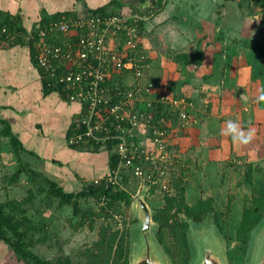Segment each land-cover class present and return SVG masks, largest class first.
I'll return each mask as SVG.
<instances>
[{
	"label": "crops",
	"instance_id": "1",
	"mask_svg": "<svg viewBox=\"0 0 264 264\" xmlns=\"http://www.w3.org/2000/svg\"><path fill=\"white\" fill-rule=\"evenodd\" d=\"M263 3L264 0H166L164 7L142 29L141 48L147 47L149 57H154L151 64L157 68L152 76L146 73L145 82L152 83L158 93L187 99L190 116L181 129L185 130L181 145L187 150L186 142L192 144L188 153L195 152L198 160H205V165L208 159L224 156H237L248 165L264 160V101L258 99L264 94V53L254 48L256 43H264ZM134 5L136 13L148 15V8L154 4L152 0L146 3L139 0H0V14L2 20L9 16L18 18L31 31L44 19L57 14L67 17L84 16L88 12L103 17L117 14L129 21L136 14ZM197 51L203 57L200 65L177 60V54L195 55ZM154 53L162 57L158 67ZM44 90L41 72L33 62L28 45L0 47V118L6 121L4 125L8 123L12 127L25 147L16 152L9 137H4L2 141L7 140V149L4 151L0 144L2 159L6 155L18 161L23 159L25 164L20 167L37 171L44 180L48 178L68 192L83 185V181L109 177V156L115 152L108 147L112 141L100 145V149L94 144L79 148L71 145L69 138L73 133L70 131L73 127L72 132L76 130L75 124L84 116V107L66 102L57 92L45 94ZM230 120L245 132L254 129L252 141L233 142L231 135L222 132ZM150 142L144 140V144ZM38 179L29 177L27 183L33 187L38 184L39 191L47 192L49 187ZM15 197L10 199L25 198ZM0 199L9 198L2 199L0 192ZM40 202L39 199L36 204L33 201L28 205L27 215L37 228L28 239H32L31 249L45 258L47 240L50 235L60 238L61 228L55 223L62 220L57 215L56 218L42 216V210L37 208ZM0 264L31 263L0 239Z\"/></svg>",
	"mask_w": 264,
	"mask_h": 264
},
{
	"label": "built area",
	"instance_id": "2",
	"mask_svg": "<svg viewBox=\"0 0 264 264\" xmlns=\"http://www.w3.org/2000/svg\"><path fill=\"white\" fill-rule=\"evenodd\" d=\"M152 15L136 16L135 20H146ZM140 37L138 26L126 17L117 14L103 17L93 12L84 16H63L48 24H40L26 37L35 48L39 66L46 73L55 81H66L72 88L78 86V91L69 96L71 102L88 106L87 112L76 123L70 143L84 145L93 141L104 145L117 140L115 149L121 160L114 176L108 179L111 183H118V175L123 171L154 183L167 174V165L160 163H168L170 159L162 151L168 131L163 124L156 126L155 120L151 123L153 117L143 114L139 104L150 107L154 102H160L170 112L179 113L184 122L189 119L186 98L171 99L165 93H158L152 83L145 82L144 57L137 54ZM62 67L66 71L58 73ZM123 68L133 70L127 76L131 88L113 103L115 96L111 95V85L105 83L114 72ZM145 139L157 149H147ZM136 140H139L138 146ZM147 162H153L158 169L149 167ZM162 186L173 191L169 183ZM114 218L120 220L117 214Z\"/></svg>",
	"mask_w": 264,
	"mask_h": 264
},
{
	"label": "trees",
	"instance_id": "3",
	"mask_svg": "<svg viewBox=\"0 0 264 264\" xmlns=\"http://www.w3.org/2000/svg\"><path fill=\"white\" fill-rule=\"evenodd\" d=\"M132 1V0H131ZM141 3H146L147 0H139ZM153 1V9L149 10V14L152 13L154 16L159 12L165 5L166 0H152ZM120 3L117 2V4ZM135 6V5H134ZM264 10V3L262 4ZM102 10V8H101ZM103 12V11H102ZM136 13V6L133 10ZM148 14V15H149ZM264 14V11H263ZM2 14H0V47H12L14 45H28L31 49V53L33 56V62L39 68L43 84L45 87V94L57 92L63 100L69 103H78L71 102L69 96L78 91V86L76 88H72L70 84L66 81H55V78H52L48 73H46L38 64L36 59L35 48L33 45L27 42V35L29 31L25 29L18 18L16 17H6L7 19L2 20ZM136 16H146L144 12L136 13L134 16L129 18V21L138 26L140 35L142 32L145 23L149 21L146 20H135ZM62 14L54 15L53 17L46 18L43 20L41 24H48L54 20H58L62 18ZM73 17V16H72ZM6 28L5 31L3 29ZM78 39V36L75 38ZM255 50H259L264 53V43H256L254 46ZM199 51L195 55H189L187 53L177 54V60L185 62L186 64H201L202 63V55H199ZM199 55V56H198ZM201 56V57H200ZM145 60L143 64H146ZM62 70L66 71V68H61L59 72ZM133 70L122 69L120 71L114 72L113 76L109 77V81L105 83V85H111V95L115 96L113 98V103L117 102L119 98L128 93L131 88L130 83L127 81V76ZM146 72V70H145ZM117 88V89H116ZM83 105L84 113L87 112L88 106L82 103H78ZM140 111L147 115L152 116L153 119L150 120L151 123L155 120L156 126L164 125V129H166L167 137L171 138L176 136V130H173L172 134H170L171 129L176 126L171 123L172 118L175 117L177 122L183 125L184 120L176 111L170 112L166 105L160 102H154L152 106L144 105L143 103L138 105ZM166 108V109H165ZM189 115V111L187 112ZM190 116V115H189ZM82 119V118H81ZM80 119V120H81ZM2 118H0V144L4 137H9L10 143L15 148L16 152H20L24 150L22 141L12 130V127ZM76 126V124H75ZM74 129V127H73ZM73 129L70 133L74 134ZM83 129V128H82ZM147 129V128H146ZM73 136V135H72ZM70 139V138H69ZM89 146H92L93 141H91ZM109 143V142H108ZM117 140L113 143H109V149L113 154L109 156V165L111 170V176H114V173L118 170L120 164V156L117 150L114 148ZM74 147L79 148L82 146L79 143H70ZM136 144L138 146L139 140H136ZM97 149H100L99 144H94ZM252 166L250 165L247 170V178L246 182L254 184L252 179ZM19 172H26L30 178L43 177L41 174H38L37 171L27 168L26 166H21L18 170ZM109 177H104L97 180L83 181V188L76 191H66L64 188L58 183L51 181L48 178H45L46 182L49 183V188L47 193L49 196L56 197L59 200V205L61 207L70 205L74 209V214L76 216H80L79 226H84V219L86 216L82 210V207L79 203V200L82 198H94L97 202L103 206L102 208L105 211H109L108 209L123 203L127 207H130L131 202L133 200L132 194H130L126 188H120L118 183H111L108 181ZM128 183V177L124 178V184ZM150 185V190L153 191V188ZM1 189V186H0ZM176 193L168 194L165 196V205L159 208L154 209V221L159 224V230L157 232V237L164 246L166 252L169 254L173 263L176 261V253L174 250L168 247L165 242V231L168 229L172 235L176 238L179 254L182 257V264H187L191 259L190 247L187 239V229L189 226V221L194 220L197 222H202L210 212H215L216 224L221 229L224 237L228 241V237L224 231L222 220L220 215H218L214 205L213 198H202L200 197L195 203L191 204L187 201L186 198V189L183 185V181L180 180L176 184ZM37 197V194L31 190L30 194L22 200L18 199H0V239L5 240L9 243L15 252L19 255L20 258L25 259L31 264H74L73 258L68 254H61L56 259H47L39 254L35 253L31 249L32 239H28L30 233L35 231L36 224L33 222L31 218L28 217V205H30L34 199ZM88 217L97 215L93 210H89ZM264 217V181L260 182L258 185L254 186V193L250 200V203L245 205L242 213V219L240 221L239 228L237 230L236 239L240 241L241 245L237 251L228 250V256L231 260V263L238 262L241 264L245 257L246 252V244L251 234L252 230L259 224L261 219ZM120 226H118V230H113L110 225L103 226L100 232V239L95 245V249L89 248L85 250V252H81L79 256L84 257L86 259L85 263L81 258L78 261V264H113L116 262L117 264H129V255H130V243H129V229L121 230ZM126 229V228H125Z\"/></svg>",
	"mask_w": 264,
	"mask_h": 264
},
{
	"label": "rangeland",
	"instance_id": "4",
	"mask_svg": "<svg viewBox=\"0 0 264 264\" xmlns=\"http://www.w3.org/2000/svg\"><path fill=\"white\" fill-rule=\"evenodd\" d=\"M154 16H152V18ZM141 46L142 41L140 37V46L139 50H137V54L139 56H143L145 62H147L145 64L147 76H152L155 74L154 70L157 69L151 64V62L154 61V57H149L150 53L149 50H147V47L141 48ZM154 54L153 55L158 61V67V63L162 61V57L156 53ZM166 90L169 91L167 88ZM171 118V123L176 127L171 129L170 134H172L173 130H176L177 128L178 135L177 138L176 136L171 138L169 137L162 149L163 153L167 157H170L168 163H160L162 165H167V174L162 177L159 182L154 183L148 178L146 179L145 177H136L130 171H123L118 175V184L120 185V188H123L124 186L126 190L132 194L133 200L138 198V196L142 193L144 186H149V192L146 200L152 209L165 205V196L176 193V184L180 180L183 181V185L186 189V198L189 203H195L200 197L213 198V205L218 215H220L224 231L229 239L228 241L226 240L227 248L228 250L235 252L240 248L241 245L240 241L236 239V234L242 219L243 209L245 205L250 203L254 193V186L264 181V160L257 165H248L240 162L241 160L237 156L234 158L231 156H224V158L217 160L208 159L207 164L205 165V163H203L205 160H203V162L198 160L195 152H192L191 150L188 153V147L190 143L186 142L188 145L187 150L182 147V141L184 142L185 139V136H182V134L185 130H181L183 125L180 124L179 121L177 122L175 117ZM6 141L7 140L5 139L1 143V148L4 151L7 149V146H5L7 145ZM191 145L192 144H190V146ZM145 147L147 149H157L155 144H152L151 142L148 145L145 144ZM221 148L223 149V144ZM6 157L7 158L3 160L2 156H0V185L2 186L0 192L2 194V199L15 196L26 197L30 194L29 189L33 188V191L37 194V197L34 199V204L39 202V199L41 200V205L37 206L38 209L42 210L40 214L42 216H44V214L52 217L54 216L55 218L57 215L62 220L61 222L56 220L55 223L57 228H61V239L59 238V235L57 237L50 235L47 240V244L51 249H49L47 247L48 245H46L48 252L46 253L45 250V258L50 257V259L54 260L61 254H68L73 258L74 264H78V261H80L81 258L83 259L82 263H85L86 259L82 256L80 257L79 254L83 251L85 252V250L89 248L95 249V245L100 239V232L103 226L110 225L113 230H118L117 228L121 224V230H131V226L136 221L131 205L130 207H127L123 203H120L109 208V211H105L102 208L103 206H101V204L94 198H82L79 200V203L86 218L84 219L85 225L79 226V222L81 220L80 216H76L74 214V209L72 206L66 205L61 207L59 205V200L56 197L49 196L46 191H39L38 184L34 187L33 184H28L27 179L29 176L27 174L17 173L19 172L18 168H20V165L25 164V160L21 159L18 161L15 158L13 159L11 155H6ZM195 157L197 158L194 161ZM147 163L149 167L153 168L154 170L158 169V166H155L153 162ZM250 165L253 168L252 179L254 184L246 182L247 170ZM21 174H23V176H21ZM126 176L128 177V183L125 185L124 178ZM38 178H40L38 180H40V183L43 186L49 187V183L45 182L44 177ZM165 183H169L171 187H173V191L169 192L167 189H165L162 186V184ZM149 184H151V186L153 185V191L150 190ZM82 188L83 185H78L74 188V191L80 190ZM89 210H93L95 213H97V215H94V217H88L87 214ZM111 211H113V213H111ZM114 214L120 216V220L115 219ZM203 221L213 222L216 225L215 212H210ZM129 234V243L131 246L130 231ZM164 237L168 247L174 250L176 253L175 264H182V257L179 254L176 238L168 229H166ZM67 243L69 246L65 248ZM162 247L165 249L163 245ZM229 261L231 262L230 259ZM171 263L174 264L172 259ZM113 264L117 263L114 262ZM187 264H189V262ZM233 264L239 263L234 262Z\"/></svg>",
	"mask_w": 264,
	"mask_h": 264
},
{
	"label": "water",
	"instance_id": "5",
	"mask_svg": "<svg viewBox=\"0 0 264 264\" xmlns=\"http://www.w3.org/2000/svg\"><path fill=\"white\" fill-rule=\"evenodd\" d=\"M148 192L149 186H144L138 198L131 202L136 221L130 230L129 264H172L157 237L159 224L154 221V209L146 200ZM187 239L191 253L189 264H233L228 258L226 238L217 224L190 220ZM246 247L242 264H264V217L252 230Z\"/></svg>",
	"mask_w": 264,
	"mask_h": 264
},
{
	"label": "clouds",
	"instance_id": "6",
	"mask_svg": "<svg viewBox=\"0 0 264 264\" xmlns=\"http://www.w3.org/2000/svg\"><path fill=\"white\" fill-rule=\"evenodd\" d=\"M259 100L264 101V94H261L258 97ZM222 132L225 134L231 135L233 142L241 143V144H248L252 141L255 130L249 128L247 132L241 130L239 124L235 121H228L226 130L222 129Z\"/></svg>",
	"mask_w": 264,
	"mask_h": 264
}]
</instances>
